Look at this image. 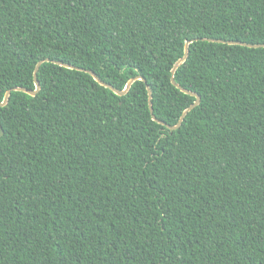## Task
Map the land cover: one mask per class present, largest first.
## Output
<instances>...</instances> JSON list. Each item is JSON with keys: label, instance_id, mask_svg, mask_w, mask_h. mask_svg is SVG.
<instances>
[{"label": "trees", "instance_id": "trees-1", "mask_svg": "<svg viewBox=\"0 0 264 264\" xmlns=\"http://www.w3.org/2000/svg\"><path fill=\"white\" fill-rule=\"evenodd\" d=\"M229 41L264 0H0V102L43 61L0 107V264H264V48Z\"/></svg>", "mask_w": 264, "mask_h": 264}, {"label": "water", "instance_id": "water-1", "mask_svg": "<svg viewBox=\"0 0 264 264\" xmlns=\"http://www.w3.org/2000/svg\"><path fill=\"white\" fill-rule=\"evenodd\" d=\"M207 41H211L213 42L214 40H207ZM215 42H218V43H224L223 41H220V40H217ZM226 44L228 45H241V46H245V47H249V48H259V47H263L264 48V45H250V44H246V43H242V42H232V41H229L227 42ZM188 45H189V42L186 43L184 45V53H183V56L181 58H179L173 65L170 73H171V77H170V81H171V84L176 87L178 90H180L181 92L189 95V96H194L195 97V101L193 102V104H191L187 109H185L183 111V113L181 114L178 122L176 123V125L174 126H169V125H166L164 122L162 121H159L158 119H156L153 115V109H152V103H151V91L150 89L147 87V94H148V108H149V112L152 116V120L153 121H156L157 123L161 124V125H164L166 128H168L169 130H176L178 129L182 122H183V119L184 117L186 116V114L191 111L192 109H194L196 106H198L199 102H200V97L191 92V91H188L184 88H182L181 86H179L175 80H174V74L176 72V70L178 69V67H180L187 59L188 57ZM47 61V60H46ZM43 61H39L36 66H35V69H34V73H33V78H34V85H35V88L34 90H27V89H24V88H13L12 90H8L5 92L4 96H3V99L2 101L0 102V107H4L7 105L8 103V100L10 98V95H11V92L12 91H17V92H22V93H25L29 96H32L34 97L40 90V85H39V82L37 81L36 79V74L38 72V69L40 67V65L42 64ZM57 64L61 65V66H64L66 68H69V69H75V70H81V71H84L86 73H88L90 76H92V78L97 82L99 83L101 86L105 87V88H108L110 89L114 94L118 95V96H123L125 95L128 90L130 89L131 85L135 82V81H144L141 77L137 76V77H134V78H131L130 80H128V82L126 83L124 89L122 91H119V90H116L114 89L112 86L102 82L93 72L91 71H87V70H83V69H80V68H77V67H74V66H71V65H67V64H63V63H59V62H56ZM2 135V131L0 132V137Z\"/></svg>", "mask_w": 264, "mask_h": 264}]
</instances>
